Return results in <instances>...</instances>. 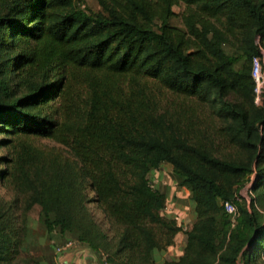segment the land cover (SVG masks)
<instances>
[{
	"label": "trees",
	"instance_id": "16d2710c",
	"mask_svg": "<svg viewBox=\"0 0 264 264\" xmlns=\"http://www.w3.org/2000/svg\"><path fill=\"white\" fill-rule=\"evenodd\" d=\"M96 1L0 0V185L20 211L0 207V264L28 241L34 206L47 234L106 254L102 264H156L181 231L149 180L163 164L196 219L182 255L162 264L264 259V105L250 75L264 0ZM176 5L183 29L170 25ZM245 180L250 206L236 203ZM90 203L116 230L111 255Z\"/></svg>",
	"mask_w": 264,
	"mask_h": 264
},
{
	"label": "rangeland",
	"instance_id": "374dc122",
	"mask_svg": "<svg viewBox=\"0 0 264 264\" xmlns=\"http://www.w3.org/2000/svg\"><path fill=\"white\" fill-rule=\"evenodd\" d=\"M86 8L97 11L99 9L97 1L96 0H80ZM173 12L175 16L171 18L170 25L175 26L178 28L183 29L182 20H181V14L183 12L182 5H176L173 7ZM225 51L229 55H235L240 56V53L235 49V47L231 46H225ZM243 59L238 58V62L236 64V67L239 68L242 64ZM166 104L170 102V104H173V99L170 97H166ZM174 106H176V103H174ZM1 138V137H0ZM38 145L41 147H51L56 150H60L65 155H69L68 149L64 146H61L53 141L50 140H40L37 142ZM4 154V150L0 149V155ZM160 175V176H159ZM160 177V178H159ZM160 180H163L164 184L160 183ZM149 180L153 188L155 189H161V191L165 192L166 197L169 199L167 209L163 211L162 216L163 217H172V212L174 210H177L179 212H190L189 211V199L190 195H188L187 198H183V194L186 189L180 188L177 186V181L172 173V168L167 165L163 164L161 168L157 171L151 172L149 174ZM159 181V182H158ZM249 180H245L244 184L238 188L236 191V203L237 205L241 206H250V197L249 195V186H250ZM88 198H91V192L87 191ZM13 200L14 195L13 193L5 190L0 185V207H10L12 215L18 216L20 215V211L14 210L13 208ZM184 208L182 209L181 207ZM262 206H264V199L262 202L256 203L255 209L257 212H260L264 215V212L261 211ZM2 209H0L1 212ZM89 212L93 215L95 223L100 228L101 234L107 238V243L109 242L111 246L108 249V254L111 255L112 251L114 250V244L117 240V233L116 230L105 220L102 213L97 209L96 205L94 203H90L88 205ZM264 217V216H263ZM20 222L18 221V224ZM26 225L29 228V238L28 241L23 245L20 254L16 256L15 260L10 264H77L72 263L71 260H69L70 254L73 249L66 251V253L57 256L56 255V248L63 245L64 242L67 239L70 238H64L63 236H59L57 232H53L51 234H47L43 225L40 222L39 217V207L34 206L27 214L26 218ZM107 243L105 246H107ZM99 245V243H96ZM101 244L103 242L101 241ZM78 246V244H76ZM89 250V249H88ZM90 251V250H89ZM91 253V251H90ZM91 255L94 257V261L88 262V264H102L106 257L101 256L102 260H99L98 256H95L93 253ZM69 258V259H68ZM81 258V257H80ZM165 259V258H164ZM171 260L170 258H166L165 261ZM102 262V263H101ZM245 256H241L234 264H245ZM219 264V263H215ZM251 264V263H250ZM252 264H264V259L255 260L252 262Z\"/></svg>",
	"mask_w": 264,
	"mask_h": 264
},
{
	"label": "crops",
	"instance_id": "0c3cea01",
	"mask_svg": "<svg viewBox=\"0 0 264 264\" xmlns=\"http://www.w3.org/2000/svg\"><path fill=\"white\" fill-rule=\"evenodd\" d=\"M159 181L161 184L165 185L163 180L159 179ZM158 191L165 195V192L161 191V189H158ZM182 194H183V198H187L188 195H190L187 189ZM189 201H190L189 202L190 212L188 213L184 212L183 214V212L174 210L172 212V215H173L172 217H165L167 219L175 220L177 225L181 227V231L175 235L173 245L169 246L165 250H161V251L155 250L153 252V259L156 264H162L163 262H165L166 258H170L171 260H177L182 255L184 247H185V233L190 232L192 230L195 219H196V215L194 211V203L191 199H189ZM168 202H169V199L166 197V204H165L164 210L167 209ZM181 208L183 209L184 206ZM70 257L71 258L70 259L68 258V259L71 260L72 263H77V264H88V262L95 260L94 257L91 255L90 251L88 250V248L83 245L76 246L74 250H72Z\"/></svg>",
	"mask_w": 264,
	"mask_h": 264
},
{
	"label": "built area",
	"instance_id": "2783aa9c",
	"mask_svg": "<svg viewBox=\"0 0 264 264\" xmlns=\"http://www.w3.org/2000/svg\"><path fill=\"white\" fill-rule=\"evenodd\" d=\"M251 79L253 82L254 103L257 106L264 105V53L255 56L251 60ZM224 212L229 216L231 225L233 226L237 218V209L235 204L230 201L223 202ZM76 242L72 240L66 241L63 245L56 248V255H62L76 247ZM115 264V263H104Z\"/></svg>",
	"mask_w": 264,
	"mask_h": 264
}]
</instances>
